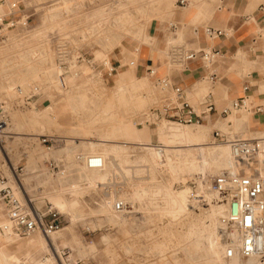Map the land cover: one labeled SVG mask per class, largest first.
Segmentation results:
<instances>
[{
    "label": "rangeland",
    "instance_id": "obj_1",
    "mask_svg": "<svg viewBox=\"0 0 264 264\" xmlns=\"http://www.w3.org/2000/svg\"><path fill=\"white\" fill-rule=\"evenodd\" d=\"M121 2L124 3L123 8L127 10L129 22L122 19L117 20L114 15H111L105 24L92 29L93 21L98 17L101 10L108 9L111 6L112 11L117 12L116 6ZM221 2L222 0H184L181 4L178 0H157L139 9L137 3H131L129 0H19L16 12L13 15H7L8 7L6 3H2L0 0V16L26 19V23L23 25L16 23L14 26L4 27L0 31V85L2 86L0 92L6 93L5 89L6 91L9 90L7 96H4V100H7V102L4 101V104L9 115V123H11V110L27 115L32 110H36L38 112L37 118H41L44 108L49 109L51 106L57 105H60L61 108V111L55 114L56 120L52 126L45 125L42 127L43 123L33 120L28 121L29 123L25 122L23 128L17 130H10L7 126V129L11 131L12 140L8 141V144L5 141L4 145L7 144L8 156L13 163L25 165L23 174L26 173L25 178L31 172L28 166L31 159L35 161L37 168L49 169L44 163V159L48 156H41L42 159L39 156L32 158L31 151L46 150V146L39 141L38 134L45 133L58 136L59 140L52 146V150L61 146L66 136H72L74 141L78 142L79 138L91 140L98 138L97 133L102 132V129L114 128L120 129L119 132H121L122 123L126 125L127 133L125 136H121L120 133L121 137L114 140L128 142L127 144L132 148L128 150V156L132 160H137L139 154L143 151V147L139 143L145 139L147 128L173 126V129L179 130L182 127L193 126L191 124H178L165 119H160L155 123L144 122L142 116L150 106L157 103L160 96L159 90L155 86L153 78L143 72L136 73L135 66H133L134 72L130 73L131 75L126 74L121 67V58L132 57L133 54L129 56V53H132L134 46L138 48V56L143 46L150 48L152 57L158 58L160 56L163 62H160L159 66L164 67L165 71H178L181 66L170 63L166 57L165 51L167 53L168 45L170 43H183L189 47L190 45L177 37L178 32L182 31L184 34L187 30L190 35L189 25L211 24L209 19L212 18L214 10L221 6ZM168 4L172 6L171 9H166L165 6ZM199 5H201V9H204L205 5H209L212 11L211 16L206 18L195 16L189 20L197 12ZM170 11L176 14L174 19L168 18ZM187 13L189 16H187ZM169 22H174L175 27H169ZM4 24L5 22H3ZM156 26L160 28V34L163 33L164 35L161 44V46H164L163 49L155 46L156 40L150 32ZM139 31H142L144 36L146 35L150 39L135 40L134 38H136ZM169 36L172 37V40L168 39ZM59 56L63 65L62 69L57 66L60 61ZM102 61L112 64L118 61L119 66L116 67V71L111 77H106V74H104ZM156 66L158 69L159 66ZM244 66L246 70L244 72H248L254 69L253 66L257 67V63L256 65L245 64ZM260 71L264 74V68H261ZM205 83L208 88L210 83L206 80ZM8 84L11 85L9 89L6 88ZM62 84L63 87H61ZM36 87L37 90L34 91ZM27 91H34V93L28 97ZM260 91L264 96L263 87ZM202 93L198 95L188 93L187 97L191 102L196 103ZM226 97L227 95L222 98ZM249 99L252 102H257L255 98L249 97ZM134 106L137 108L134 109ZM249 113L243 111V109H238L231 111L226 116L227 118L217 117L216 119L219 122L226 125L223 124L221 127L212 126L205 143H212V145L225 144L227 147L225 142L212 137V128H219L228 137L232 135L248 138L262 137V131L259 133L252 132L254 128L251 125H242L240 128L228 126L230 119L239 116H242V119L247 123V118L244 115ZM94 117H100V119L94 123L96 127L91 128V133L90 127L84 124ZM211 121L206 120L204 122L211 123ZM79 122L84 124L79 125ZM102 124L103 126H99ZM106 125L109 126L105 127ZM177 125L180 127L176 128ZM195 126H198V124ZM173 129H171V135H169L173 136L172 140L174 141L169 142V145L179 147L193 144L180 143L179 140L177 142L179 131L173 133L175 132ZM150 140L154 144H159L154 134H151ZM27 143L30 144L31 151L27 148ZM23 152H26L27 156L22 157ZM76 152H80L79 148L68 155L55 153L54 155L50 154L49 157L56 160L61 157L64 158V166L67 169V176H69L67 180L76 177L75 165L77 164L73 162V154ZM263 158L264 153L259 154L257 157L261 160ZM128 166H133V163H129ZM205 170L201 175L194 173L188 176H180L176 180L167 169L159 170L155 178L168 183L171 182L172 190L187 210L178 215L169 214L163 210L159 213L153 212L154 215L150 220H142L139 223L132 224L128 234H122L118 227L107 222L96 225V216L92 215L87 216L85 220L91 219L93 225L80 220L69 225L66 217L61 213L62 227L58 230L69 226L70 237L75 238L81 244V247L87 251L88 259L80 261L78 258L79 260L75 261L74 264H144L156 257L158 259L162 257L161 262L164 263L165 258L169 257L172 252L183 261V264H187L189 261H186L183 250L180 248L186 241L183 232L199 217H203V214L210 213L211 209H216L215 202L217 200L214 201L213 195H210L211 191L207 188L206 181V178L213 173ZM112 176L111 180L109 179L110 181L103 183V186L101 184L95 188L77 192L79 202L86 210L95 209L97 203L103 198L104 192L117 189H120L119 191L127 190L130 181L135 182L145 179L148 173L146 170L139 169V173L130 175L131 179L125 177L121 172L115 175L112 174ZM198 176L206 186L202 195L196 196L198 199L195 200V205H197L192 207L190 203L194 194H196ZM67 180L63 183L65 188L68 183ZM133 182H130V184ZM36 184L33 182L27 184V186L32 188ZM37 195H35L36 206L41 210H45L47 202L40 201ZM209 195L211 197H208ZM125 206V208L131 209L128 203ZM2 211L5 214L3 204ZM134 214L137 217L142 215L140 212H134ZM98 216L103 217L101 213H98ZM217 216H215V234L221 243L217 233ZM166 218L169 219L170 226L165 231H158L159 227L165 224ZM100 234L109 236L111 242L108 245L100 242ZM63 247L68 250L67 255H69L71 253L69 245L61 246L60 249ZM159 251L160 253H157ZM198 254L199 251L194 252V258L198 257ZM41 256L36 255L38 259H41ZM239 258L241 264H246L245 258Z\"/></svg>",
    "mask_w": 264,
    "mask_h": 264
},
{
    "label": "bare ground",
    "instance_id": "obj_2",
    "mask_svg": "<svg viewBox=\"0 0 264 264\" xmlns=\"http://www.w3.org/2000/svg\"><path fill=\"white\" fill-rule=\"evenodd\" d=\"M129 1L131 3H137V7L140 9L144 5H149L150 3L157 0ZM123 7L124 3L121 2L116 6L118 10L117 12H113L111 6H109L108 9L101 10L98 14V17L93 21L92 29L105 24L108 17L111 15H114L117 20L122 19L125 22H129L130 19L128 17V13L126 12L127 10ZM201 8V5H199L197 12H195L189 20L195 16H201L204 18L211 16L212 11L209 5H205L204 9ZM172 37L169 36L168 39L172 40ZM177 37L181 40H184L183 32H178ZM143 38L144 40L150 39V37L146 35L144 36L142 31H139L136 35V38L134 39L139 41ZM132 54L133 53H129V56ZM129 59L130 58L125 59V57L121 58V67L126 74L134 72L133 65L128 63ZM62 79L60 80L62 81ZM9 87H11V85L8 84L6 88L9 89ZM61 87H63V84ZM1 89L2 86L0 85V90ZM5 92L6 93L0 92V100L7 102V100H4V96H7L9 90L6 91L5 89ZM136 108L137 107L134 106V109ZM59 111H61L60 105L51 106L49 109L44 108L43 113L40 116L41 118H37L38 112H36V110H32L29 115L20 114L11 110V123L8 124V127L10 130H17L19 128H23L22 126L25 125V122L29 123L28 121L30 120L43 123L42 125L40 124L42 127L45 125L52 126L55 124V114ZM243 111L250 112L248 110ZM229 114L230 113H228L226 116ZM99 119L100 117H94L92 120H88L85 124L79 122V125L82 123L86 126H89L90 132L92 133L91 128L96 127L94 123L98 122ZM67 120L69 121L70 119ZM223 124L225 123L219 122L216 119L215 122H201L198 123V126H195L196 124H191L193 126L182 127L179 128V130L173 129V126L168 128H161L160 126L147 128L145 139L139 143L143 147V151H141L137 160H132L129 158L128 150L132 148L129 144H127L128 142L125 140H114L121 136H125L127 133V128H125L126 125L122 123L121 132H119L120 129L114 128L105 130L102 129V132L97 133L98 138L94 140L88 138H79L78 142L74 141V137L66 136V138H64L62 141V145L58 148H53L52 150H35L32 152V149L29 147L30 144L27 143L26 145L31 151L32 158H36L37 156L40 158L41 156L50 157V154L54 155L55 153L68 155L76 148H79V151L83 153L99 154L103 159V165L101 168H87L81 164L75 165V179L67 180L69 178V176H67V172L59 171L58 173H53L49 169L37 168V164L33 159H31V162L28 165L31 172L27 178H25L26 173L22 176V182L26 191L30 195L38 194L37 196L40 201L43 200L48 202L52 208H56L60 213H63L69 225H72L77 220H80L81 222L86 221L90 223V225H93L91 219L85 220L87 216L92 215L96 216V225H100L102 222H107L118 227L122 234H128L129 228L132 226V224L139 223L142 220H150L152 215H154L153 212L159 213V211L163 210L167 211L169 214L171 213L178 215L181 213L183 214L187 210L176 197L174 191L172 190L170 184L171 182L168 183L155 178L159 173V170L167 169L172 174L174 180H176L180 176L184 175L188 176L189 174L192 175L194 173L201 175L204 169L214 173L219 171L221 168L232 166V159L225 144L212 145V143H205L210 128L214 125L221 127ZM242 125L246 126V121L242 119V116L234 117L233 120H231L228 124V126H233L235 128H240ZM99 126H103V124ZM108 126L109 125H106L105 127ZM178 126L179 125H177L176 128H178ZM171 129L175 131H172L173 133L179 131V135L177 134V142L179 140L180 143L186 142L193 144L179 147L169 145V142L174 141L172 140L173 136H170ZM6 132L8 133L4 136V141H7L8 144V141L12 140V134L7 128ZM120 133L121 136L119 135ZM151 134L155 135L159 144H154L151 142ZM258 140H260L259 142L261 149L253 157V162L251 163H254L258 168V172L263 175L264 158L261 160L257 159V157L259 154L264 153V138H258ZM7 144L4 145L6 150ZM129 163H133V166H128ZM139 169L146 170L148 176L140 181H130L133 183L130 184L129 182V189L123 191H119L120 189H117L114 191L104 192L103 198L99 203H97L96 208L93 210H86L85 207L80 204L77 196V192L79 190L92 189L101 184L103 186V183L111 180L110 178L112 174L115 175L120 172L129 179L131 174L139 173ZM198 177L196 194H194L190 203L192 207L197 205H195V200L198 199L196 196H201L206 186V184L200 180V176ZM66 180L68 183L66 184L65 188L63 183H65ZM33 182L37 184L32 188L27 186V184L29 185ZM210 195L212 196L213 193L211 192ZM210 195L208 197H211ZM114 199L123 200L125 203L130 205L131 209H127L125 206L122 210L117 212L112 210L111 202ZM215 207L216 209H211L210 213L206 212L203 214V217H199L193 224L189 226L186 231L183 232L186 241L182 246H180V248L183 250V253L187 259L186 261H189L187 264H241L239 261L240 258L237 255L227 259L222 257V239L219 236L218 229L217 233L221 243L218 241L215 234V216L222 212L223 204L220 201H217L215 202ZM134 212H140L142 215L137 217ZM98 213H101L103 217H99ZM5 219V214L2 211V203L0 202V223ZM169 226V219L166 218L165 224L159 227L158 231H165ZM100 235V242L107 245L111 242V238L106 234ZM46 236L47 235L41 233L38 230L25 238L19 237L12 233H4L2 235L3 242L0 244V264H34L42 259H44L46 264H57L55 259V250H58L61 246L66 245H69L71 253L67 255L68 262L63 260L64 264H70L79 259L80 261L88 259L87 251L81 247V244L76 241L75 238L72 239L70 237L69 226L55 231L47 237ZM198 251V257L195 256L196 258H194V252ZM157 253H160V251ZM36 255H42L41 259H38ZM22 257L25 260L23 262L21 261ZM161 259L162 257L159 259L156 257L152 261H148L144 264H183V261L180 260L174 252H172L169 257L165 258L164 263L161 262ZM245 259L246 264L252 262L251 258ZM262 264H264V262Z\"/></svg>",
    "mask_w": 264,
    "mask_h": 264
},
{
    "label": "built area",
    "instance_id": "obj_3",
    "mask_svg": "<svg viewBox=\"0 0 264 264\" xmlns=\"http://www.w3.org/2000/svg\"><path fill=\"white\" fill-rule=\"evenodd\" d=\"M1 1L8 7L7 15L16 12L19 0ZM183 1L178 0L181 4ZM255 9L264 16V2H259ZM16 23L23 25L26 19L21 17L14 19V16L6 18L1 15L0 31ZM168 26L174 28L175 23L169 22ZM196 30L197 28L193 27V32ZM201 31L209 39L224 33L221 28L210 25H203ZM137 50V46L132 49L133 56L128 60L131 65L135 62L134 55ZM219 54L218 48L210 46L192 48L183 43H170L167 48V59L172 64L185 67L190 60L200 59L205 69L203 77L208 81L215 79V72L210 66ZM58 59L60 61L57 66L62 69L60 56ZM101 64L106 77H111L115 73L117 67L115 64L106 61H102ZM146 72L152 76L160 93L157 103L150 106L143 115V121L147 123L165 119L178 124H198L211 114L222 118L238 109L252 113L264 111L263 104L253 103L245 93L231 98L219 107L210 100L209 92H205L196 103L191 102L183 87L170 77L155 75V69L151 66L146 67ZM241 89L245 92L247 84L243 83ZM35 90L37 87L34 88ZM34 91H27L28 97L32 96ZM4 103L0 100V201L5 208L6 219L0 223V244L3 242L4 233L27 237L38 230L49 236L62 227L61 213L56 208H52L48 202L45 204V210L36 206V196L30 195L22 182L25 165L13 163L4 148V136L8 133L6 128L9 124V115ZM211 134L214 139L226 143L232 159V166L221 168L206 178L207 188L213 193L214 200L223 204V210L217 216L218 233L223 245L222 257L227 259L237 255L251 258L252 262L249 264H262L264 262V174H260L256 165L251 163L261 149L260 140L239 135L228 137L219 128H212ZM262 135L263 137L259 138H264V129ZM38 138L46 146V150H50L59 140L58 136L45 133L38 134ZM24 156L26 152H23L22 157ZM45 159V165L53 170V173L67 171L63 157L58 160L49 157ZM73 162L87 168H101L103 165L102 157L96 153L76 152L73 154ZM125 204L121 199H114L111 208L117 212L122 210ZM55 254L57 264H64L63 260L68 262V250L64 247L55 250ZM34 264L46 263L42 259Z\"/></svg>",
    "mask_w": 264,
    "mask_h": 264
},
{
    "label": "crops",
    "instance_id": "obj_4",
    "mask_svg": "<svg viewBox=\"0 0 264 264\" xmlns=\"http://www.w3.org/2000/svg\"><path fill=\"white\" fill-rule=\"evenodd\" d=\"M259 2H264V0H222L221 6L214 10L212 18L209 19L211 24L189 25L188 30L191 34L189 35L187 30L184 32V41L190 45L189 47L210 46L219 49V56L211 62L210 66L215 72L214 80L208 81L203 77L205 69L200 59L190 60L185 67H181L178 71H165L164 67L159 66L160 62H163L160 56L158 58L152 57L150 48L143 46L139 55L137 56L138 50L134 55L135 62L132 65L135 66V72H143L148 75L146 67L151 66L155 69V75H166L174 82L179 83L186 95L188 93L198 95L203 92L199 96L200 98L205 92H209V98L216 107L222 106L231 98H236L245 93L248 98L256 99L257 102L253 103H261L264 108V96L260 91L261 87L264 88V74L260 71L261 68H264V16L255 9ZM165 7L171 9L172 6L168 4ZM175 15L173 11H170L168 18L174 19ZM187 16H189L188 13ZM203 25L221 28L224 33L214 39H209L201 31ZM193 27L197 28L196 32H193ZM159 31L160 28L156 26L150 32L156 40L155 46L164 48L161 46L164 35L163 33L160 34ZM165 54L167 55L166 51ZM256 63L257 67L253 66L252 71L244 72L246 71L245 64L256 65ZM115 64L119 66L118 61ZM156 65L159 66L158 69ZM205 80L210 83L208 88ZM243 83L247 84L245 92L241 89ZM225 95L227 97L222 98ZM219 98L221 99L219 100ZM253 113L244 115L247 118L246 126L251 125L254 128L252 132L259 133L264 129V111ZM216 118L217 116L211 114L203 122L206 120H213L211 122H214ZM231 120L233 118L229 121ZM23 259L22 257V262L25 261Z\"/></svg>",
    "mask_w": 264,
    "mask_h": 264
}]
</instances>
